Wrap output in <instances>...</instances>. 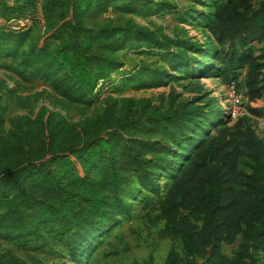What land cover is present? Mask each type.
<instances>
[{"label":"trees","instance_id":"1","mask_svg":"<svg viewBox=\"0 0 264 264\" xmlns=\"http://www.w3.org/2000/svg\"><path fill=\"white\" fill-rule=\"evenodd\" d=\"M145 1L49 0L42 36L0 31V57L18 61L28 77L52 92V109L41 106L33 116H16L8 131L0 130V239L26 243L45 230L75 251L128 213L121 195L134 178L159 197L155 219L163 228L158 238L180 247L178 252L172 246L163 264H259L264 255V136L255 134L253 118L264 116V0L216 3L206 25L210 44L201 52L205 57L212 52L222 63L218 78L225 87L246 69L247 115L231 122L214 99L167 110L140 99L135 111L132 99H122L119 108L116 102L111 106L116 113L77 122L55 111L98 100L103 94L99 82L107 91L116 87L109 79L119 66L116 53L132 44L168 54L171 68L196 62L185 52L198 51L196 42H179L160 31L157 37L130 20L116 27L96 22L111 6L136 8ZM253 43L260 46L258 55ZM179 44L181 50L172 53ZM164 75L153 73L145 87ZM4 97L12 98L13 92L0 81V115ZM13 99L19 109L30 101ZM159 179L167 181L161 196ZM235 244L230 256L223 253ZM0 264L26 263L5 252Z\"/></svg>","mask_w":264,"mask_h":264},{"label":"rangeland","instance_id":"2","mask_svg":"<svg viewBox=\"0 0 264 264\" xmlns=\"http://www.w3.org/2000/svg\"><path fill=\"white\" fill-rule=\"evenodd\" d=\"M219 1L221 0H147L136 8H128L125 3L108 8L96 20L98 24L107 22L111 27H116L130 20L140 27L148 28L157 37L160 31L179 42H196L202 51L186 50L187 54L196 58V62L177 64L171 68L166 62L168 54L132 44L116 53L119 66L109 78L114 85L118 83L116 87L105 91L89 105H68L65 109L57 107L55 111L70 122H77L93 120L97 114L103 115L104 112L116 113L115 109L111 110V106L116 102L119 108L122 99H132L135 102L133 111L138 109L136 103L140 99L150 100L153 106L161 110L184 102L202 106L206 101L214 99L224 116L228 98L226 87L218 78L222 63L212 52V59L211 56H201V52L210 44L206 25L212 7ZM48 2L49 0H29L26 5L23 0L18 3L15 0H0V31L42 36ZM86 25L92 26L90 23ZM180 47L181 44L171 52L176 53L181 50ZM251 49L258 55L260 46L253 43ZM18 63L10 58L0 57V81L13 92L12 98L4 97L1 100L2 132L9 130V121L16 116H33L41 106L52 109L51 90L41 80L28 77L29 71L24 72L22 66H17ZM18 72H23V77ZM155 72H164L166 75L153 87H145V84L151 82L150 75ZM245 73L246 69L238 70L241 81ZM23 78H28L29 81ZM14 97L29 98L30 101L25 109H19ZM220 120L219 113L216 121ZM254 120L264 121V116L253 118ZM157 183L161 196L166 190L167 181L159 179ZM121 197L128 206V213L119 217L106 230L92 234L75 251L70 250L61 236L41 230L37 236L26 238V243L0 239V254L11 252L26 264H163L172 246L180 252L177 242L158 238V232L163 228V223L155 219L159 197L141 189L134 178L123 190ZM236 246L237 244L224 247L223 253L230 256ZM198 264L202 262L199 261ZM261 264H264V258Z\"/></svg>","mask_w":264,"mask_h":264},{"label":"built area","instance_id":"3","mask_svg":"<svg viewBox=\"0 0 264 264\" xmlns=\"http://www.w3.org/2000/svg\"><path fill=\"white\" fill-rule=\"evenodd\" d=\"M97 89L104 93L107 91L108 87L105 85V82H99ZM225 89L227 93L228 104L224 108V112L227 119L233 122L239 117L247 115L244 106V102L246 101V90L243 81L240 79L232 80ZM253 129L258 137L263 138L264 121L256 120V122L253 124Z\"/></svg>","mask_w":264,"mask_h":264},{"label":"crops","instance_id":"4","mask_svg":"<svg viewBox=\"0 0 264 264\" xmlns=\"http://www.w3.org/2000/svg\"><path fill=\"white\" fill-rule=\"evenodd\" d=\"M258 258H259V264H261V261H262V259L264 258V255H261V254H260Z\"/></svg>","mask_w":264,"mask_h":264}]
</instances>
